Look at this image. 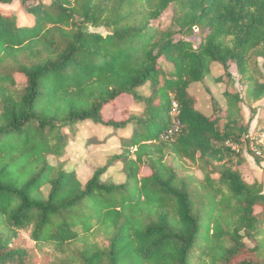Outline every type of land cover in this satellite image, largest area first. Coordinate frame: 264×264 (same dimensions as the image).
Segmentation results:
<instances>
[{"label":"trees","instance_id":"16d2710c","mask_svg":"<svg viewBox=\"0 0 264 264\" xmlns=\"http://www.w3.org/2000/svg\"><path fill=\"white\" fill-rule=\"evenodd\" d=\"M74 1L0 0L19 2L34 19L21 26L0 8V264H49L42 248L62 252L94 233L107 245L88 244L73 262L192 264L199 250L204 264H264V192L242 178L246 161L232 149L247 141L251 104L264 99V82L250 75V61L264 58V0ZM171 6L176 29L161 31L154 23ZM213 65L228 83L236 66L249 121L239 93H224L225 114L213 96L211 116L196 109L190 86L202 84ZM124 97L141 112L105 119ZM173 101L180 131L161 140ZM88 124L111 137L131 131L120 137L122 152L83 183L49 157L63 158ZM183 161L202 165L210 189L202 216L193 180L179 175ZM114 164L122 165L121 184L103 181Z\"/></svg>","mask_w":264,"mask_h":264},{"label":"rangeland","instance_id":"374dc122","mask_svg":"<svg viewBox=\"0 0 264 264\" xmlns=\"http://www.w3.org/2000/svg\"><path fill=\"white\" fill-rule=\"evenodd\" d=\"M74 4L76 2L73 0ZM0 8L11 11L18 19L19 25L30 26L33 24L34 19L29 16L21 7L19 2H14L10 6L0 5ZM177 15V8L171 6L161 17L160 20L154 23L155 27H158L161 31H166L172 29L175 31L176 25L174 23ZM90 31L97 32L105 35L106 31L102 28L94 29L88 27ZM197 33V31H195ZM179 38V36H175ZM202 37V36H201ZM192 38L194 44L198 43V39ZM162 65H165L161 61ZM230 74L233 77V82L228 83V77L224 75V70L218 65L212 66V73L206 78V80L201 84L192 89L194 95H202L207 102L210 103V97L213 96L217 99L219 106L221 107V112L224 113L227 109V100L224 96L226 91L230 93H239L244 99V103L240 104L243 114L247 121L250 120V102L246 97V86L240 83V75L237 72L236 66L231 65ZM250 75L257 81L264 82V58H254L250 61ZM223 77V82L217 83L216 79ZM16 81L19 88H22L26 81L23 76L16 74ZM146 92L148 89L145 90ZM255 109V115L253 120L250 121L249 131L256 129L257 133L260 134L264 131V99L251 104ZM141 108L134 105L131 98L124 97L119 100L114 106H109L104 111L105 119L122 120L126 119L129 115L140 113ZM225 114V113H224ZM224 121L220 125H223ZM129 129L127 132L129 133ZM127 132H120L115 137H111L110 131L102 129L101 127H96L92 124L81 125L77 129V138L70 141L67 148L66 155L57 160L49 157V160L54 164H60L65 169L75 170L79 179L84 183L92 173L99 167H103L108 159H110L115 154H120L122 152V135ZM255 148L252 145V139H248L242 148H240L241 155L244 157L246 163L240 167L242 173V178L249 185H255L261 188L264 192V162L261 164H256L252 157L251 149ZM170 160V159H169ZM149 171L144 170L143 175H148ZM179 175L186 179H190V192L195 204L196 212L199 215H204L209 210V194L210 189L204 182V173L202 171V165L199 163H192L189 161H183L181 163V169H179ZM192 177V178H191ZM103 181L114 184H121L124 181V174L122 170V165L114 164L104 175ZM49 192V187L43 189V193L47 196ZM219 199V198H218ZM28 238V234H24ZM29 245L33 243L28 240ZM88 244H93L101 247L107 245L105 237L99 233L91 234L85 237L77 243L69 244L64 251H55L51 246H45L42 248L43 254L49 259V264H79V262H73L75 256L78 255L82 250H84ZM250 247L252 245L249 244ZM200 251H196L193 256L192 264H204L208 263V260L200 259Z\"/></svg>","mask_w":264,"mask_h":264},{"label":"built area","instance_id":"2783aa9c","mask_svg":"<svg viewBox=\"0 0 264 264\" xmlns=\"http://www.w3.org/2000/svg\"><path fill=\"white\" fill-rule=\"evenodd\" d=\"M169 115L171 118V127L166 133L161 136V140L172 139L180 131V122L178 121L179 105L176 101H173ZM246 139H252V145H255V148L253 149L252 147L250 151L251 154H254L260 158H264V131H262V133L260 134L257 133L256 129H254L253 131H249ZM232 149L239 152L240 147L232 145Z\"/></svg>","mask_w":264,"mask_h":264},{"label":"crops","instance_id":"0c3cea01","mask_svg":"<svg viewBox=\"0 0 264 264\" xmlns=\"http://www.w3.org/2000/svg\"><path fill=\"white\" fill-rule=\"evenodd\" d=\"M201 85V84H193L190 86L189 92L190 95L194 98L195 100V107L198 109L200 112H202L206 116H211L212 115V107L209 102L206 101V99L203 98L202 95H194L192 93V89H194L196 86ZM217 100V99H216ZM141 110V109H140ZM130 133V132H129ZM129 133L127 132L126 134L122 135L123 138L128 137Z\"/></svg>","mask_w":264,"mask_h":264}]
</instances>
